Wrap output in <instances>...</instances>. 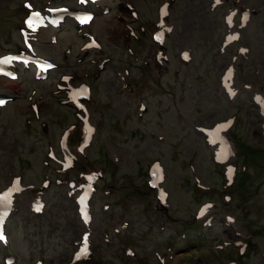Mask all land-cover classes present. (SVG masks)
I'll use <instances>...</instances> for the list:
<instances>
[{
	"label": "rangeland",
	"instance_id": "374dc122",
	"mask_svg": "<svg viewBox=\"0 0 264 264\" xmlns=\"http://www.w3.org/2000/svg\"><path fill=\"white\" fill-rule=\"evenodd\" d=\"M80 1L0 0V57L55 65L0 77V264H264V0Z\"/></svg>",
	"mask_w": 264,
	"mask_h": 264
},
{
	"label": "snow or ice",
	"instance_id": "6c2138e0",
	"mask_svg": "<svg viewBox=\"0 0 264 264\" xmlns=\"http://www.w3.org/2000/svg\"><path fill=\"white\" fill-rule=\"evenodd\" d=\"M81 2L83 3L84 0H81ZM218 2H219V0H218ZM90 19H91L90 17H84V18H82L81 22L84 23ZM34 22H39V14L38 13L33 14V17L30 18L29 21H27L28 26L33 27ZM185 58H187L186 54H185ZM3 63H8V61H0V64H3ZM6 201H7L6 197H0V204H4V203H6ZM37 210H39V208H37ZM3 239H4V236H3L2 232H0V240H3ZM86 254H87V247L85 244V247L82 249L81 255H86Z\"/></svg>",
	"mask_w": 264,
	"mask_h": 264
},
{
	"label": "bare ground",
	"instance_id": "6f19581e",
	"mask_svg": "<svg viewBox=\"0 0 264 264\" xmlns=\"http://www.w3.org/2000/svg\"><path fill=\"white\" fill-rule=\"evenodd\" d=\"M89 22H91V20H90ZM89 22H88V23H89ZM211 138H212V137H211ZM212 139H213V138H212ZM223 150H224V149H223ZM222 155H223V154H222ZM19 189H20V186L16 189V192L19 191ZM5 206H6L5 203H4V204H1V205H0V209H1L2 211H4V210H5V209H4ZM2 208H3V209H2Z\"/></svg>",
	"mask_w": 264,
	"mask_h": 264
}]
</instances>
